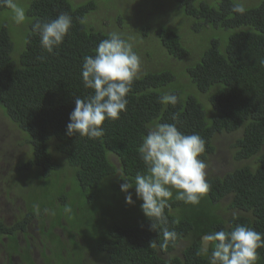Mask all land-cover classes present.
<instances>
[{
  "label": "trees",
  "instance_id": "trees-1",
  "mask_svg": "<svg viewBox=\"0 0 264 264\" xmlns=\"http://www.w3.org/2000/svg\"><path fill=\"white\" fill-rule=\"evenodd\" d=\"M102 1L108 0H31L19 43L11 38V17L0 15V109L20 132L19 143L26 145L18 170L29 177L26 174L39 168L34 177L44 182L64 177L54 180L55 194L50 192L51 182L31 187L34 196L25 195L28 211L11 225L0 219V237H6L17 253V230H24L32 218L44 221L43 211L49 209L54 215L57 209L49 220L59 224L63 218L65 237L55 239L52 264H209L206 256L198 254L204 235L230 231L237 224L264 234V0H243L244 14L232 11L236 0L167 2L171 11L161 10L168 13L166 17L159 11L140 28L149 31L144 38L152 31L157 45L142 57L136 52L140 78L127 96V110L119 119L105 120L101 138L68 136L66 126L76 97L93 94L81 78L83 57L94 55L98 44L113 32L87 21ZM4 9L0 6V13ZM61 13L72 17V26L63 43L48 53L32 24L51 21ZM172 16L180 24L188 18L203 33L198 53L183 45V34L172 27ZM126 41L137 50L136 44ZM149 58L160 59L163 66L154 69L155 62L149 67ZM169 58L185 60L179 73L168 68ZM164 93L175 94L178 102L161 104ZM173 115L182 133L204 139L205 151L199 158L205 163L215 153V134L240 130L232 143L231 162L246 164L234 165L222 175L207 174L210 189L198 204L176 199L173 189L164 210L167 224L153 230L141 210L142 200L137 209L119 213L126 195L120 186L127 180L134 187L135 176L146 174L138 154L145 125L173 123ZM66 175L75 182H68ZM16 182L22 185L19 178ZM163 227L177 233L166 247ZM178 246L181 252L175 253ZM257 251V264H264V248Z\"/></svg>",
  "mask_w": 264,
  "mask_h": 264
},
{
  "label": "clouds",
  "instance_id": "clouds-1",
  "mask_svg": "<svg viewBox=\"0 0 264 264\" xmlns=\"http://www.w3.org/2000/svg\"><path fill=\"white\" fill-rule=\"evenodd\" d=\"M0 6L11 10V19L15 24L26 21L25 8L15 0H0ZM232 11L244 14L246 7L243 0H236ZM71 26L72 17L61 13L51 21L37 20L32 29L39 34L41 47L53 53L63 43ZM140 64L132 45L116 32L110 33L98 44L94 55L84 56L81 78L84 87L91 89L93 94L85 98L76 97L66 135L101 138L105 120L119 119L120 114L127 110V96L133 82L140 78ZM177 102L175 94L164 93L160 97L163 105H175ZM172 119L173 123L146 124V135L138 148L146 174L135 176V195L143 201L141 210L152 221L153 230L158 224H167L164 210L173 196V189L177 190L176 199L188 204H198L210 189L207 165L199 158L205 151L204 139L199 134L182 133L177 127V117L173 115ZM120 187L126 193L125 203L133 205L135 201L129 191L133 184L124 180ZM161 231L164 239L162 246L166 247L170 241L177 239L174 230L163 227ZM201 240L198 254L206 256L209 264H257V250L264 248V234L243 224H237L230 231L222 229L204 235Z\"/></svg>",
  "mask_w": 264,
  "mask_h": 264
},
{
  "label": "rangeland",
  "instance_id": "rangeland-1",
  "mask_svg": "<svg viewBox=\"0 0 264 264\" xmlns=\"http://www.w3.org/2000/svg\"><path fill=\"white\" fill-rule=\"evenodd\" d=\"M30 1L31 0H15L17 4L24 7L25 9ZM83 1L85 0H72V2L77 3H81ZM97 1L99 2V0ZM167 2H171V0H113L112 3L110 2V0L102 1L99 3L97 10L88 16L87 21L91 24H94L96 28L103 29L106 33L111 30L122 35L126 40L132 42L133 45L136 44L135 47L137 50L133 49V51H138L137 54H140V56L142 57L144 52L148 50H154V46L157 45V41L155 37H153L154 34L152 31L147 38H144L145 33L149 31L147 29L140 28L143 27L146 23L152 21L159 11L163 9L171 11V4H168ZM163 11H161L160 14H162ZM167 14L162 15L166 17ZM0 15L2 17H11L12 12L9 8H7L1 11ZM162 15L159 16V18L163 17ZM119 20H121L122 22H119ZM170 21L172 27L177 28V30L183 34L181 37L183 45L189 51L193 52V50L195 49L198 53L201 50L199 43L203 41L201 40L203 33H199L195 30L197 26H193L191 22H188V18L184 19V24H180L179 18H174L173 16L170 18ZM11 25L14 26L10 27L11 38L19 43L22 37L21 31L24 27V23L17 25L13 21H11ZM160 50L162 49L160 48ZM152 59L153 58H149L148 62ZM184 61H181L179 63L169 58L167 66L174 72L179 73L181 70L180 64L184 63ZM155 62L156 64L154 69L160 68V65L161 67L163 66V64L160 63V59H155L151 61L149 67H151ZM145 66L143 68H145ZM14 129L15 127L10 123V120H8L4 116L3 111L0 109V216H3L1 215L3 214L1 209L4 208V206L2 205L4 204L3 201L6 202V198L4 197V195L6 196V194L10 198L7 199L8 201H11V203V199H13V201H16L14 205L9 204V206L13 208L14 212H16V209L18 208L21 212L23 211V207H25L24 203L26 204L25 200L27 199V197L25 196V192L27 191L28 195L34 196V193L30 190L31 187H36L39 185L48 186L51 182L50 192L54 194L58 192L56 189V179H54L55 181L50 180L44 182V180H38L37 177H34V173H38L39 168L33 170L30 175H27L25 173L26 176L29 177H23V175H20L21 171L19 172L18 170L20 163L18 166V162L23 159V156L25 158L24 150L26 149V145H21L19 143L20 132ZM240 134L241 132L240 130H238L231 133H218L214 135L212 143L215 146V153L212 154L209 157V161L205 163L207 165V174L222 175L226 171L230 170V168H232L234 165L241 166L246 164L245 161H241L236 164L231 162L232 143L236 138L240 136ZM17 174L19 179L21 180L20 184L24 186H19L18 182H16V179L18 178ZM66 177H69V181L73 180V182H75L74 177H72L71 175H66ZM130 192L132 193L135 203L133 205H129L121 201L119 204V213L125 212L126 210L129 211L128 209L132 207L137 209V206H139L140 202H138L139 199L136 198L135 187L131 188ZM59 205L58 208H60ZM84 208L86 211H89L88 209H86V207ZM4 221L7 220L4 219ZM76 221H78V219ZM77 224L79 223L77 222ZM180 252L181 246H178L175 250V253ZM35 261L37 262V264H43L39 257H36ZM35 261L33 262L34 264H36ZM16 262L17 261L15 260L13 264H16ZM92 264L96 263L93 262Z\"/></svg>",
  "mask_w": 264,
  "mask_h": 264
},
{
  "label": "flooded vegetation",
  "instance_id": "flooded-vegetation-1",
  "mask_svg": "<svg viewBox=\"0 0 264 264\" xmlns=\"http://www.w3.org/2000/svg\"><path fill=\"white\" fill-rule=\"evenodd\" d=\"M23 172L24 170L21 171V173ZM25 193L27 194V191ZM6 196L4 195L6 202L8 203L3 201L4 204L2 206H4V208L1 209L3 212L1 215L3 216H0V219L4 223L11 225L16 222L18 218L22 217L26 211H28L29 206L26 199V204L24 203L25 207H23V211L20 212L18 208L16 209V212H14L13 208L9 206V204L14 205L16 201L11 199V203V201L7 200L10 198ZM57 213L58 211L56 210L54 215H52V211L47 209L42 212L44 221H42L40 218H32L26 224L24 230L18 229L16 237L19 244V251L17 253H15L8 245V239L6 237H0V264H13L15 260L17 261L16 264H31L28 260L34 262L36 257H39L43 264H52L53 258L50 256L52 252L55 251L53 246V244H55V239H63L65 237L62 225L66 224L63 218H61L59 224H52V220H49L51 216L53 217ZM4 219L7 221H4ZM40 223H43V225Z\"/></svg>",
  "mask_w": 264,
  "mask_h": 264
},
{
  "label": "crops",
  "instance_id": "crops-1",
  "mask_svg": "<svg viewBox=\"0 0 264 264\" xmlns=\"http://www.w3.org/2000/svg\"><path fill=\"white\" fill-rule=\"evenodd\" d=\"M54 179H58L57 181L59 182V181H63V180H64V177L61 176V177H56V178H54ZM57 181H56V182H57ZM68 181H69V178H68ZM67 183H68V182H67Z\"/></svg>",
  "mask_w": 264,
  "mask_h": 264
}]
</instances>
